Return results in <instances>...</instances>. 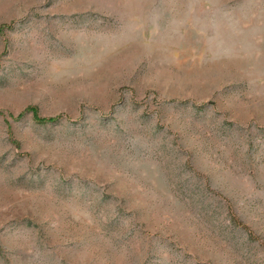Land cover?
<instances>
[{
  "label": "rangeland",
  "instance_id": "rangeland-1",
  "mask_svg": "<svg viewBox=\"0 0 264 264\" xmlns=\"http://www.w3.org/2000/svg\"><path fill=\"white\" fill-rule=\"evenodd\" d=\"M0 264H264V0H0Z\"/></svg>",
  "mask_w": 264,
  "mask_h": 264
}]
</instances>
